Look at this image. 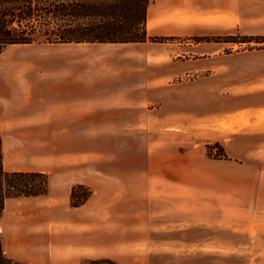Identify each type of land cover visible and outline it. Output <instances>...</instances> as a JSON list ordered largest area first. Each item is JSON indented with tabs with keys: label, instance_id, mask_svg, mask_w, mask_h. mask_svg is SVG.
I'll return each instance as SVG.
<instances>
[{
	"label": "crops",
	"instance_id": "0c3cea01",
	"mask_svg": "<svg viewBox=\"0 0 264 264\" xmlns=\"http://www.w3.org/2000/svg\"><path fill=\"white\" fill-rule=\"evenodd\" d=\"M236 10L232 27L264 37V7L240 12L237 0ZM148 12L149 37L189 30L158 24L152 12L149 27ZM251 43L224 52L218 43L189 42L178 57L180 43L149 39L60 52L45 68L44 86H29L33 114L0 122L4 169L48 175L46 194L5 199L0 235L7 256L25 264L33 253L45 260L42 247L52 238L44 232L52 222L82 240L71 246L91 244L105 251L94 258H112L107 253L117 243L126 253L127 246L147 250L145 236L203 219L209 229L234 232L235 250L245 255L239 264H264V43ZM101 137L127 140V167L108 179L85 172L94 164L85 167L82 148L65 154L56 148L60 139ZM31 140L46 142L36 147ZM205 142H218L228 158L208 157ZM77 184L93 191L74 207Z\"/></svg>",
	"mask_w": 264,
	"mask_h": 264
},
{
	"label": "rangeland",
	"instance_id": "374dc122",
	"mask_svg": "<svg viewBox=\"0 0 264 264\" xmlns=\"http://www.w3.org/2000/svg\"><path fill=\"white\" fill-rule=\"evenodd\" d=\"M238 2L240 12L259 13L257 10L264 7V0H238ZM236 7L237 0H150L147 26L150 27L153 24L150 20L152 12L158 24H174L187 27L189 30L185 35L183 33L181 36H170L161 41L149 39V42L180 43L175 47V53L179 54L177 57L189 50L185 45L189 42L218 43V47L222 46L224 52L244 49L247 44L225 41L230 36H247L230 25L239 19ZM251 42L250 46H259L260 44L257 43H264V41ZM94 48L97 46L88 43L46 44L40 42L11 45L5 48L0 54V122L3 119L18 120L24 114H33L36 100L33 97L34 90H30L29 86H44L47 73L45 68L49 62L59 61L60 52L73 54L87 52ZM55 57L57 59H54ZM43 141L45 140H31L30 145L35 144L37 147L38 143L41 144ZM57 146L56 148L63 154L72 149L82 148L85 167L89 168L88 164H94V171L85 172L99 174L101 178L108 179L109 172L127 167V140L123 138L60 139ZM203 146L210 158H228L218 142H205ZM219 147L223 152L218 149ZM9 163H12L11 159ZM201 172L198 171L197 174ZM199 176L202 177V174ZM89 188L93 191L91 187ZM183 193L184 191L181 190V194ZM173 225L177 226L173 233L158 229L156 234L145 236L149 243L147 250L143 249L145 245L132 251L127 246L126 253L121 249L122 245L117 243L115 250L108 251L107 255L109 254L118 264H239L245 259L243 252L238 253L235 250L236 235L233 231L224 230L221 233L220 229H209L204 226L203 219L191 221L185 219ZM44 235L46 238L48 236L52 238L51 244L42 247L45 250L43 254L45 260L41 261L42 258L33 253L27 258V264H81L87 258L105 254L104 250L93 248L91 244L82 248L71 246V243L82 242V240H78L72 231L61 223L52 222L51 228L44 232ZM83 239L87 243L88 237ZM70 241L73 242L69 243ZM67 242L69 246H61ZM50 252L53 257L50 256ZM60 257H70V261L64 259L57 261L56 258L60 259Z\"/></svg>",
	"mask_w": 264,
	"mask_h": 264
},
{
	"label": "trees",
	"instance_id": "16d2710c",
	"mask_svg": "<svg viewBox=\"0 0 264 264\" xmlns=\"http://www.w3.org/2000/svg\"><path fill=\"white\" fill-rule=\"evenodd\" d=\"M150 0H0V54L11 45L125 43L159 41L146 32ZM226 42H262V36H230ZM222 150V148H218ZM223 156H225L222 153ZM221 155V156H222ZM48 191V175L38 171H6L0 136V217L9 197H34ZM92 190L72 186L70 204L80 206ZM0 264H25L7 256L0 235ZM81 264H118L108 257Z\"/></svg>",
	"mask_w": 264,
	"mask_h": 264
},
{
	"label": "bare ground",
	"instance_id": "6f19581e",
	"mask_svg": "<svg viewBox=\"0 0 264 264\" xmlns=\"http://www.w3.org/2000/svg\"><path fill=\"white\" fill-rule=\"evenodd\" d=\"M150 20H151V18H150ZM152 21V20H151ZM150 24V23H149Z\"/></svg>",
	"mask_w": 264,
	"mask_h": 264
}]
</instances>
